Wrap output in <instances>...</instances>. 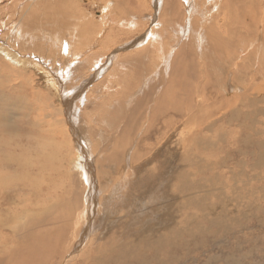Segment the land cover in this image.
I'll return each mask as SVG.
<instances>
[{
  "label": "rangeland",
  "instance_id": "obj_1",
  "mask_svg": "<svg viewBox=\"0 0 264 264\" xmlns=\"http://www.w3.org/2000/svg\"><path fill=\"white\" fill-rule=\"evenodd\" d=\"M134 1L136 0H0V99L6 97L2 103V107L5 106L6 110L3 111L11 113V110H16V114L13 115L11 113L14 117L11 119V123L19 121L20 125L17 126L19 130L17 129L16 133L18 136L25 135V137L23 136L24 140L22 141V143H27L23 146L25 149L34 148L32 149V153H30L32 154L31 156H36V148L44 149L46 147L48 159L53 158L54 161V166L47 168V172L48 169H52L53 172H57L55 175H59L60 172H68L69 174H72L73 168L71 167L73 165V159L75 160L80 153L79 142L82 141V138L76 140L74 133H71L70 131L68 132L67 130H64L67 134L63 133L64 138L50 136L48 139H44L43 137H40L39 134L41 131L38 129L42 127L51 132L59 131V127L56 125H58L59 121H61L64 117L62 111L59 109V106L65 109L66 106L64 104H67V107L73 108L74 111L76 110L75 112L81 111L79 116L83 120L82 123H84L88 129L87 161H89L91 165L87 170L89 171V175H91V179L98 185L101 183V180H99V171L97 170L96 161L98 152L96 144L97 141H99V135L97 134L101 131L104 135L106 134V136H109L111 133L108 124L101 123V125L98 123L99 119L103 116V112L116 108L120 102H126L129 104L126 109L127 113L124 114L122 120H125V116H127L128 118H133V120L135 118L139 123L133 132L129 130V136H127V154L136 150L138 147V140L141 141L139 145L142 150L147 148L146 146L148 140L155 142L157 138H159L158 141H161L166 145V141L171 138L178 137L174 136L170 138L169 136H173L177 130L184 128L181 127L179 122L174 126L173 130L170 128V131L168 128L169 131L164 134L166 126H164L163 123L159 124L158 121V124L156 125L157 128L151 131V135L148 134L149 136L147 135V137L145 136L144 138H140L145 128V118L148 110L144 105V101L138 102V100L142 96L141 89L144 91L152 84V82H155L156 78L154 77V71L157 67L152 70L153 78L150 77V80L146 82V78H144L145 76L134 78L133 74L136 70L134 71L132 68H127L128 66L125 65V62H122L119 57L123 54L122 58L125 56L127 59L128 55L146 54L145 49L140 50L141 52H136L135 50L141 49V46L148 42H145V40L148 39L150 31L154 25L158 22V20H160V14L163 7L161 8V2V9L159 8L157 11L155 5L157 4L156 6L158 7V0H143L144 5L141 6L140 12H138V14L136 13L137 15H131L130 12H124L122 9L123 5L135 4ZM176 2V13H178L176 14L177 21H175V25L180 22L183 23V17H188V10H191V7H189L186 0H176ZM58 3L62 4V7H64L62 10L65 11L66 15H70L71 22L79 23L78 25L70 26L68 30H66L67 34L62 36L63 38H59L58 35L55 37V26L57 24H52L55 16L54 11H56V9L53 8L58 7ZM118 3H120V11L117 8ZM193 4L196 8L192 10L193 15L195 16L196 24L199 22L198 24H200V27H203V25L206 24L208 25L211 15L214 20L219 17L220 13L216 9V0H194ZM260 4H264L262 0H252L250 5L246 4L244 7L251 9L252 7ZM67 6L70 8H65ZM49 8H51V12L53 11L50 16L48 15L49 21H47V18L44 16L36 19L35 21L37 27L34 31L35 33L33 36H29V34H27V26H25V23L29 18L30 12L38 9V12L48 10V14H50L51 12ZM132 17H134V19H132ZM217 26L219 27L220 23ZM37 28L39 29L37 30ZM159 29L160 28H155V30ZM257 30L259 37H263L264 39V24L262 27L260 26L257 28L256 31ZM45 31H48V33H44ZM173 32L174 30L172 27L166 26L165 33L163 34L164 37L161 38V34L159 33L157 38L158 40L155 39L147 46L154 51V53H151L152 60L149 62L151 67L154 65L152 64L153 61H160V66L157 69H162L164 67L165 64H162L163 61H166L167 65L169 63V66L170 63H174L171 57L179 49V46L176 44L172 46L174 43ZM178 39H180V36ZM184 39L185 38H183V41ZM65 41L69 42L68 50L70 49V52L66 51V53H64L60 47V45H63L64 47ZM207 41L209 42L210 38L207 39ZM5 47L8 53L4 51ZM236 47L239 49L238 46ZM221 49L223 50H220L223 57L220 58L219 55H217L215 56V59H219L220 62L223 63L225 62V56H227L228 53L226 48H224V45L221 46ZM157 50L163 51L164 54L161 58H159ZM247 51L251 52L250 49ZM132 52L136 53L131 54ZM29 53L39 54L42 56L45 55L44 57H41L42 61L46 60L48 54H53V57L47 58V60L50 59V61H44L45 63L38 69L33 65L30 67L25 65L26 63H23V61V64L21 63V60H26V58L30 57ZM74 53H78L79 55L76 57V60L72 62V66L73 64H76L77 66L69 69L73 58L72 55H74ZM146 55L148 58L149 53ZM37 58L38 57H36V59ZM101 58L103 59L101 64L105 67L109 64L111 65L109 68L107 67L106 72L103 73L101 71L98 75L94 67L96 62H98ZM192 58L196 59L195 63L197 64L203 65V63H205L199 56H192ZM110 59L112 62H110ZM78 62L80 63L78 64ZM256 63V60L253 59V64L255 66H257ZM132 65L133 64L130 66ZM50 68L58 71V74L60 72L61 78L66 76V80L67 75L62 72L68 71V69L72 71L73 75L66 82V87L63 85L65 90L62 87L58 88L56 86L52 88V85L45 82V77L42 74L37 73L40 70L46 71ZM259 69L257 72L254 69L252 70L248 60L246 59L244 70L245 72L247 70L249 76L246 73L244 81L241 82L243 87H238V89L235 88L234 92H238L240 94V92H244L247 88L249 93L246 92L245 94L246 100L243 99L244 96L241 98L243 100L237 105V111L234 113L230 110L232 107H229L230 102L228 103V99H230L229 96L232 94L234 95L235 93L232 91L230 94L227 86L216 88L220 89L219 91L213 88L209 93H207L208 95L206 94V98H208L209 102L216 107L209 106V131L203 134L205 136L209 135L210 144L208 147L200 145L199 147L201 148L198 147L192 152L193 154L191 153V157H194L193 160L195 163L199 160V158L201 159V162H204L202 163V167L195 166L197 167L196 169L198 174L194 179L198 182L197 190L202 187L201 191L198 193L202 194L201 196H203V198L199 199L200 205L198 207L196 206L190 209L178 210L177 221L182 219L187 212L189 213H187V217L184 221L180 220V224L179 222H175L177 226L179 224L182 229L184 228V235L181 232V236L183 235V237H181V239H177L175 242L176 245L173 249H171L173 253L169 254L167 257L163 254L155 256L153 252L155 251L154 249L152 251V248H145L142 251L143 254L139 257L144 261L143 264H158V262H160L159 264H162L163 262V264H264V91L263 93L261 91V97H257L260 96V94L258 95L259 88L260 90L261 88H264V73L261 71V67ZM116 70L120 72H118L120 76ZM253 72L257 74V80L254 82L257 83L258 86V89L255 88L256 91L252 90L254 83L252 84L250 82L252 79L251 76L254 75ZM102 73L104 75H102ZM158 74L159 72H157V75ZM51 76L52 80L55 79L53 74H51ZM93 76L94 79H92ZM123 76L126 78L128 76L127 79L130 81L132 80L131 87L130 84L125 87L123 82L119 80H123ZM141 77H143V79ZM169 78V76L165 75L163 83L166 85L169 84V82L166 83ZM88 79L89 81L86 82ZM102 80L104 82L106 80V84H100V86L102 85L101 91L103 94L99 97L101 92L96 89L94 90L92 87L96 82V84H98ZM199 80L202 81V79ZM147 83H149V85ZM84 84V90H80V87ZM251 84L253 87H251ZM171 85L172 84H169V86ZM227 90L228 93L226 94ZM33 91H35V97L32 96ZM76 91L78 92L76 93ZM80 92H82V97L78 96ZM41 95L44 96V99H51V101H48L47 104L42 102V100H40ZM104 97L105 99H103ZM12 100H15L16 102ZM24 101H26V104L32 101L34 104L31 105H36L34 115H32V118L30 119L26 117L25 114L23 115V113L19 110L20 107L18 106H25L24 111L26 113L30 112V108L27 107L26 104L24 105ZM152 102L153 101L149 102L147 107H149ZM222 106L224 108H222ZM135 109V113H132ZM224 109L226 111H224ZM27 118V122L23 121ZM198 118L200 119V117ZM212 120H214V122L210 124V121ZM30 121L38 128L33 133L31 130L29 134L26 135V127ZM40 122H42L41 127L38 126ZM158 128H160V131ZM227 135L231 137L230 143L233 144L232 147H226V145H228V143L225 142ZM115 137L113 138L117 139ZM242 140L243 142L245 141L243 145L239 143L240 141L242 142ZM172 146L173 144H168L165 148H163L162 144L159 143L151 149L149 155L153 156V154H157L161 150L171 148ZM237 146H240V151H236ZM123 147L125 146L123 145ZM51 149L56 150L52 152L53 157L48 154ZM176 151L177 153L184 152L181 147L177 148ZM140 152L141 150H139V154ZM60 154H62L64 159L69 158L64 163L65 168L62 166V156ZM207 155H209V158H207ZM121 156L123 157L124 155L121 154ZM223 161H225V163H222ZM153 165H156V163L151 166ZM121 168H123V166H121ZM199 168L202 169L199 170ZM186 169L190 170V167H187ZM162 170L163 169L152 170L150 175L151 179L154 180V177L159 175ZM74 174H76V172H74ZM120 175L121 174L119 173L114 175L117 177V181L115 180V182H111L110 179L109 187L114 185L116 189L111 190L112 194L109 197L102 194L103 192L96 197L98 205L99 198L100 204L103 203L105 213L104 218L101 219V221H97L94 225L93 231H96L97 235H99V232H104V229L111 225L110 221L113 219L115 220L110 227V231L113 230L112 227H118L123 231H128L139 227L137 219H146L148 216L145 209H141L143 205L142 193L147 192L148 187L146 186L139 192V187L129 186L131 183L130 181H118L120 179ZM36 176L41 178L42 175L36 174ZM48 177L50 180H54L53 182L57 180L58 185H53V187L56 188L54 190H57L58 187L60 188L62 184H59L60 182H58V178H56V176L51 177L50 174ZM189 177L193 178L194 176L191 174ZM86 179L90 180L88 177ZM43 182L45 183L44 177L37 182V185L39 186L40 184H44ZM67 185L70 188L75 187L73 182H70ZM124 186L127 187L125 188ZM148 186L153 187L154 196L148 195L149 199L145 201V205L147 206H145V208L150 212L155 211L154 213L156 214V212L160 209L159 206L162 207L163 205L161 198H166L164 184L162 182L152 183ZM8 190L12 193L7 194L6 198H16L20 195L19 188L12 187ZM44 192L46 193H44L45 196L43 197L48 196L47 193H49L48 197L55 194L54 192L51 193L46 186H44ZM184 192L185 189L182 188L180 191L182 197L177 198L179 202L184 203L187 202L188 199H194L187 198L190 194L184 195ZM201 201L205 204L204 206L209 205V209H206V211L201 209ZM129 207H133V210L135 211L134 214H129L131 211ZM160 211L164 212V210ZM93 215V217H95V213H93ZM189 216L195 221L191 222V218ZM147 220L151 221H148L146 224L152 222L153 215H149ZM122 221V225L119 226V223ZM130 222L133 223L132 226H128V223ZM185 222L191 223L185 224ZM194 223L196 225H194ZM188 224L191 226L193 225L192 229H190L191 226L189 225L190 230L185 231L188 229ZM196 228L197 230H195ZM189 231L195 233H193L192 236H189L187 234ZM80 234H83V231L80 229L77 230L74 235L71 233L72 236H75L74 238H71L72 245H77L76 242H78L82 236ZM163 235H165V233ZM165 242L167 244H171L172 240L171 238H167ZM70 250L73 253L76 249L69 248V251ZM80 250L82 249H77L73 255L75 256L80 252ZM102 253V251H98L97 249V252L94 255L95 257H99ZM95 257H90L83 264H94L95 261H93V259ZM106 257L107 256L104 253L103 258L99 257L101 259L99 262H101L99 263L97 261L95 264H109L106 263V260H104ZM136 258L137 257L132 258V256L126 258V260L124 258H120V263L117 261L115 264H141L137 262ZM152 259L153 261L155 260V262H153ZM149 260L153 263H150ZM71 261L72 260L69 259L66 263L70 264Z\"/></svg>",
  "mask_w": 264,
  "mask_h": 264
},
{
  "label": "bare ground",
  "instance_id": "obj_2",
  "mask_svg": "<svg viewBox=\"0 0 264 264\" xmlns=\"http://www.w3.org/2000/svg\"><path fill=\"white\" fill-rule=\"evenodd\" d=\"M186 1L189 7H191V10H188V17H183V23L180 22L176 25V14L178 13H176V0L157 1L158 7L156 4V10H159L161 2V8L163 7V10L160 14V20H158L154 27L160 29L155 30L153 27L150 31L148 39L145 40V42H148L141 46V49L135 50L138 52L145 49L146 54L149 53L148 58L145 53H139L140 55L134 54L132 56L128 55L127 59L125 56L122 58L123 54H121L122 56L119 57L122 62H125L124 64L128 66L127 68H132L134 71L136 70L134 74L132 73L134 78L145 76L144 78H146L147 82L150 80V77L153 78V68H158L160 66V61H153L152 64L154 65L151 67L149 62L152 60L151 53H154V51L147 46L155 39L158 40L157 38L159 33L161 34V38L164 37L163 34L165 33L166 26L173 28L174 43L172 46L175 44L179 46V49L171 57L174 63H170L169 66V63L167 65L166 61H163L162 64H165L164 67L166 69L164 67L162 69L156 68L154 71V77L156 78L155 82L151 81L152 84L150 83L151 85L147 89L145 88L146 90L142 91L141 89L142 96L139 98L138 102L144 101V105L146 106L148 113L145 118V128L140 138H144L145 136L147 137L148 134L151 135V131L157 128L156 125L158 124V121L159 124L163 123V125L166 126L164 134H166L170 128L173 130L174 126L179 122L181 127L184 128L177 130L175 133L173 132V136L169 137H178L169 139L166 141V145L163 142L158 141L159 138H157V142L148 140L146 146L147 148L142 150L139 145L141 141L138 140V147L136 150L127 154V136H129V130L133 132L139 123L135 118L133 120V118H128L127 116H125V120H122L124 114L127 113L126 109L129 104L126 102H120L116 108H112L107 112H103V116L99 119L98 123L108 124L111 133L109 136H106V134L104 135L101 131L97 134L99 135V141H97L96 144L98 149L96 161L98 168L97 170L99 171V180H101V183L99 182L100 187L97 183H94V181L91 179V175L88 173L89 171L87 170L91 165V163L87 161L88 129L84 123H82L83 120L79 116L81 111L75 112L76 110L74 111L73 108L67 107V104H64L66 106L65 109L59 106V109L64 115L62 120L59 121V124L56 125L59 127V131L51 132L44 129L43 127L38 129L41 131V133H39L40 137H43L44 139H48L50 136L64 138V130L74 133L76 140L82 138V141L79 142V156L75 158V160L73 159L72 162L73 165L71 168H73V173L69 174L68 172H60L59 175H55L57 172H53L52 169H48L47 172V168L54 166V161L53 158L48 159L46 147L44 149L36 148V156H31L32 154H30L34 148L25 149L23 147L27 144L26 142L22 143L25 135L18 136L16 133V130L18 129L17 126L20 125L19 121L11 123V119L14 118L13 115L16 114V110H11L13 115L10 112H4L3 110L6 109L5 106L2 107V103L6 97L0 99V264H67L66 261L69 259L72 260L70 264H83L90 257H95L94 254L97 252V249L98 251L103 252L101 255H99L100 258H103L105 253L107 257L104 258V260H106V263L109 264H115L117 261L120 263V258H124L126 260V258L131 256L132 258L137 257V262L143 264L144 261L139 257L143 254L142 251L145 248H152V251L154 249L155 251L153 252L155 256L163 254L165 257H167L169 254L173 253L171 249H173V247L176 245L175 242L177 239H181V237L184 235V228L182 229L179 225L180 220L184 221L187 217V213H189L187 212L182 219L177 221L178 210L190 209L196 206L198 207L200 205L199 199L203 198V196H201L202 194L198 193L201 191L202 187L197 190L198 182H196L194 179L198 174L196 168L202 167V163L204 162H201V159L199 158V160H197L195 163L193 160L194 157H191V153L200 145L203 147H208L210 144L209 135L205 136L203 134L209 131V106H215L209 102L208 98H206V94L209 93L213 88L219 91L220 89L216 88H222L224 86L229 88L231 94L232 91L234 92L235 88L238 89V87H243L241 82L244 81L246 73L249 76L247 70L246 72L244 70L246 59L248 60L252 70L254 69L257 72L261 67V71L264 73V39L263 37H259L257 33L258 30L256 31L257 28L260 26L262 27L264 24V4L247 9L244 6H246V4L250 5L252 0H216V9L220 13L219 17L214 20L211 15L208 25L202 24L203 27H200V24H198L199 22L196 24V19L192 11L195 8L193 4L194 0ZM134 2L135 4L131 5L124 4L122 7L123 11L130 12L131 15H135L136 13L138 14V12L141 10V6L144 5V2L143 0V3L141 0H136ZM262 2L264 3V0H262ZM58 4L60 6L58 5V7L53 8L56 9V11H54L55 16L53 18L52 24H57L55 26V37L58 35L59 38H61L67 34L66 30H68L70 26L78 25L79 23L71 22L70 15H66L65 11L62 10L64 7H62L61 3ZM119 4L120 3H118L117 8L120 11L121 9ZM65 8L69 9L70 7L67 6ZM49 10L51 12V8H49ZM52 12L50 14H48V10L44 12H38V9H36V11H31L29 18L25 23V26H27V34H29V36H33L37 27L35 20L41 16H44L47 18V21H49L48 15L50 16ZM132 19H134V17H132ZM219 23L220 26L218 27L217 25ZM38 29L39 28H37V30ZM44 33L47 34L48 31H45ZM179 36L180 39H178ZM183 38H185L184 41ZM209 38L210 41L208 42L207 39ZM68 43V41H65L64 47L63 45H60L64 53H66V51L70 52V49L68 50ZM223 45L224 48H226L228 54L225 56V62L221 63L219 59H215V56L219 55L220 58L223 57L220 51L222 50L221 46ZM236 46H238L239 49H237ZM248 49H250L251 52H248ZM4 51L8 53L6 47ZM136 52H132L131 54ZM157 53H159V58H161V56L164 54L163 51L160 50H157ZM78 55V53H74V55H72L73 58L71 60L69 69L72 67L75 68L77 66L76 64H73L72 66V62L76 60ZM191 55L199 56L205 63H203V65L195 63L196 59L192 58ZM29 56L30 57L26 58V60H21V63L23 61V63L25 62V65L29 67L33 65L39 69V67L45 63L44 61H50V59L47 60V58L53 57V54H48L46 60L44 61L41 60V57H44L45 55L42 56L39 54L29 53ZM36 57L38 58L36 59ZM253 59L256 60L257 66L253 64ZM102 60L103 59L101 58L98 60V62H96L95 67L93 66L96 69L98 75L101 71L103 73L106 72L107 67L109 68L111 65L109 64L107 67H105L103 64H101ZM110 62H112L111 59ZM79 63L80 62H78V64ZM131 64L133 65L130 66ZM69 69L68 71L62 72L66 73L67 80L65 79L66 76L61 78L60 72L58 74V71L53 70L52 68L46 71L40 70L37 73L42 74L46 79L45 82H48V84L52 85V88L56 86L58 88L62 87L64 89L63 85L66 87V82L73 75L72 71ZM118 72L119 71H117V73ZM157 72H159L158 75ZM103 73L102 75H104ZM51 74L54 75L53 77H55V79L52 80ZM115 74L114 76L116 77ZM253 74L254 75L251 76L252 79L250 81L252 84L257 80V74L255 72H253ZM165 75L170 77L167 79L166 83L169 82V84H172L171 86H169V84L166 85L163 83V78ZM127 78L123 76V80L119 78L118 79L123 82L125 87L129 86V84L131 87L132 80L130 81ZM141 78L143 79V77ZM92 79H94V76ZM199 79H202V81ZM88 81L89 79L86 82ZM96 83L92 88L101 92L99 95L100 97L103 94L101 91L102 85L100 86V84L105 85L106 80L105 82L102 80L100 83ZM85 84L80 87V90H84ZM147 84L149 85V83ZM251 87H253V85ZM255 88L258 89L257 83H254L252 90H255ZM263 89L261 88L260 90L259 88L258 95L261 93V91L263 93ZM77 92L78 91H76V93ZM246 92H248L247 88L244 92H240V94L238 92H234V95L232 94L229 96L230 99H228V103L230 102L229 107H232L230 110H232L233 113L237 111V105L240 103V101L245 99ZM227 93L228 90L226 94ZM261 94L257 97H261ZM32 96L35 97V91L32 92ZM78 96L82 97V92H80ZM64 97L66 98L65 95ZM103 99H105V97ZM40 100L46 104L48 101H51V99H44V96L42 95L40 96ZM151 101L153 102L150 103L151 105H149V107H147V104ZM25 104L26 101H24V105ZM31 104L34 103L30 101L28 104H26V106L30 108L29 113L24 111L25 106H18L20 107V112L23 113V115L25 114L29 119L32 118V115H34L36 109V105ZM222 108L224 107L222 106ZM135 111L136 109L133 110L132 113H135ZM224 111L226 110L224 109ZM198 117H200V119ZM28 118L23 121L27 122ZM212 122H214V120L210 121V124H212ZM41 123L42 122H40L39 125L37 123V125L41 127ZM37 128L38 127L32 124L30 121L26 127V135L29 134L31 130L33 133ZM158 129L160 131V128ZM113 137L117 139H114ZM230 138L231 137L227 135L225 142H227L228 145H226V147L233 146V144L230 143ZM244 142L242 140V142L240 141L239 143L243 145ZM159 143L162 144L163 148H165L168 144H173V146L171 148L161 150L159 153L153 154V156H150L149 153L151 152V149ZM123 145L125 147H123ZM180 147L184 150L183 153H177L176 149ZM239 147L240 146L236 147V151H240ZM139 150H141L140 154ZM54 151L56 150L51 149L50 153H48L49 156L53 157L52 152ZM121 154L124 156L122 157ZM60 155L62 156V154ZM207 158H209V155H207ZM68 159H64L62 156L63 168H65L64 163ZM154 163H156V165L151 166ZM222 163H225V161ZM121 166H123L124 169L121 168ZM187 167H190V170H187ZM160 169L163 170L159 175L154 177V180H152L150 177L151 171ZM200 169L202 168H199V170ZM74 172H76V174H74ZM117 173L121 174L118 181H130L131 183L129 186L139 187V192L142 191L146 186L148 187V191L142 193L143 205L141 208L143 210L145 209V212L148 216L146 219H137L139 227L128 231H123L118 227H112L113 230L110 231V227L115 220L113 219L110 221L111 225L106 227L104 232H99V236L97 235L96 231H93V228L97 221H101V219L104 218L105 213L103 203L100 204L99 198L98 205L96 202L98 201L96 197L102 192V194H104L106 197H109L112 194L111 190H115L116 188L114 185L109 187V182L110 179L111 182H115V180L117 181V177L114 176ZM36 174H40L45 178V183L43 182L44 184H40L39 186L37 185V182H39L43 177L41 176V178H38ZM50 174L51 177L56 176V178H58V182H60L59 184H62L57 190H54L56 188L53 187V185H58L57 180L55 182H53L54 180L52 181V179L50 180L48 177ZM191 174L194 176L193 178L189 177ZM87 177L90 180L86 179ZM70 182H73L75 186L74 188H70L67 185ZM161 182L164 184L166 198H161L163 205L161 204L162 207L158 205L160 209L155 214V211L152 208L151 209L154 212L146 210L145 201L149 199L150 195L154 196L153 187L148 185ZM44 186H46L51 193L54 192L55 194H52L50 197H48L49 193H47L48 196L43 197L45 196L44 193H46L44 192ZM12 187L19 188L20 195L16 198H6L7 194L12 193L10 190H8ZM124 187L126 188L127 186ZM182 188L185 189V192L183 193L184 195L190 194L187 198L194 199H188L187 202L184 203L179 202L177 198L182 197V194L180 193ZM202 202L203 201H201V209L205 211L206 209H209V205L204 206L205 204ZM130 210L131 211L129 214L135 213L133 207H131ZM160 210H164V212ZM93 213H95V217H93ZM149 215H153V220L152 222L146 224L148 221H151L147 220ZM193 221L195 220L191 218V222ZM175 222H179L178 226L175 224ZM191 222H185V224ZM122 223L123 221L119 223V226H121ZM195 223L194 225H196ZM132 224L133 223L130 222L128 223V226H132ZM189 225L190 224H188V229L185 231L192 229L193 225H190L191 228ZM79 229L83 231V234H80L82 236L78 242H76L77 239L75 240L77 245L74 246V244H71V238H74L75 236H72L71 233L74 235ZM195 230H197V228ZM181 232L183 233L182 236ZM164 233L165 235H163ZM193 233L195 232H187L189 236H192ZM167 238H171V244H167L165 242ZM69 248L82 250H80V252L74 256L73 253L76 250L72 253L71 250V252L69 251ZM99 257L96 256L93 261L99 262V260H101ZM153 262H155V260ZM159 263L160 262H158V264Z\"/></svg>",
  "mask_w": 264,
  "mask_h": 264
}]
</instances>
